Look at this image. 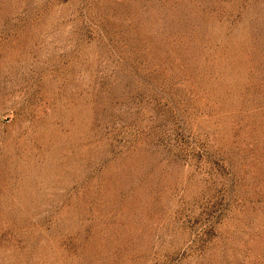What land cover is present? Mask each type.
Wrapping results in <instances>:
<instances>
[{"label": "rangeland", "instance_id": "rangeland-1", "mask_svg": "<svg viewBox=\"0 0 264 264\" xmlns=\"http://www.w3.org/2000/svg\"><path fill=\"white\" fill-rule=\"evenodd\" d=\"M0 264H264V0H0Z\"/></svg>", "mask_w": 264, "mask_h": 264}]
</instances>
